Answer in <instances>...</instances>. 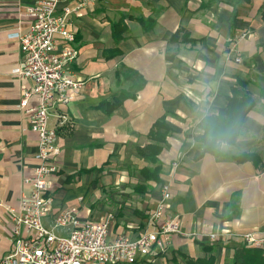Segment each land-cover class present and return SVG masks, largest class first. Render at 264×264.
<instances>
[{
	"label": "crops",
	"instance_id": "obj_1",
	"mask_svg": "<svg viewBox=\"0 0 264 264\" xmlns=\"http://www.w3.org/2000/svg\"><path fill=\"white\" fill-rule=\"evenodd\" d=\"M36 1L0 0V258L15 246L10 209L18 210L30 194L25 179L37 166L38 137L20 107L23 88L32 82L13 72L23 54L19 40L9 37L30 29L28 11ZM81 1L61 0L60 9ZM87 1L72 17L79 55L67 66L83 84L49 119L58 128L61 154L57 173L49 177L53 206L45 225L52 228L68 208L90 220L110 210V239H136L152 228L160 184L168 182L169 213L181 216L184 233L173 234L165 251L155 247L135 264L232 263L246 244L240 234L264 233V0ZM120 20L124 30L118 28L122 38L116 40L113 24ZM140 77L144 85L135 89ZM242 81L256 104L239 135L221 155L207 152L196 159L203 147L195 138L197 109L217 115ZM58 112L68 113L69 126L59 127ZM163 116L171 132L157 143L158 161L151 162L140 150L154 143L149 134ZM241 152L254 158L232 157ZM157 165L163 182L146 180L142 168ZM69 230L56 228L58 234ZM195 230L204 238L185 234ZM221 230L230 233L208 238Z\"/></svg>",
	"mask_w": 264,
	"mask_h": 264
},
{
	"label": "built area",
	"instance_id": "obj_2",
	"mask_svg": "<svg viewBox=\"0 0 264 264\" xmlns=\"http://www.w3.org/2000/svg\"><path fill=\"white\" fill-rule=\"evenodd\" d=\"M87 2L83 0L60 9L61 0H37L28 11L32 19L30 29L9 34L19 40L23 54L13 72L32 82L23 88L20 107L29 116L31 130L38 137V151L33 176L25 179L31 192L22 198L18 210L10 209L15 246L0 258V264H135L149 257L155 247L165 251L173 234L184 233L181 216L169 213L172 189L168 182L160 184L159 199L149 219L152 228L136 239L125 235L110 239L112 214L101 220L82 219L77 210L68 208L56 215L52 228L43 221L52 210L49 177L57 173L61 154L58 128H52L49 119L52 110L57 105L67 106L83 84L67 66L79 55L72 17L78 15ZM246 35L244 32L240 38ZM235 60L239 62L241 57ZM32 98L36 103H31ZM56 117L59 127L71 124L67 112H58ZM182 158L180 155L173 162L175 168ZM58 227L70 229L69 233L58 234ZM229 233L212 232L208 238L217 241ZM185 234L197 239L205 236L196 230ZM239 237L246 244L264 250L261 231L250 230Z\"/></svg>",
	"mask_w": 264,
	"mask_h": 264
},
{
	"label": "trees",
	"instance_id": "obj_3",
	"mask_svg": "<svg viewBox=\"0 0 264 264\" xmlns=\"http://www.w3.org/2000/svg\"><path fill=\"white\" fill-rule=\"evenodd\" d=\"M118 28L124 30V24L120 20L117 23L113 24V32L115 33V39L119 40L122 38L121 33L118 35ZM123 33V32H122ZM133 76H137L136 73ZM131 78V75L127 76ZM144 78L140 77V83H137L134 87L135 89L142 88L144 85ZM240 88L232 89V95L228 97L227 104L225 107L220 108L217 115H212L211 120L217 126L225 125H235L238 129L237 135L234 136L230 141L236 139L241 130L243 121L248 114V112L254 108L256 100L253 97L252 93L247 89L249 83L242 81L239 83ZM199 128L202 127V124H198ZM171 132L169 124L166 122L165 117L158 119L149 134V138L154 141L152 144H148L144 149L140 150L141 154L151 162H157V153L160 152L162 146L157 143L166 142L167 137ZM196 140L203 144L202 149L195 154V158H201L205 153L210 152L217 156L221 155V150L216 149L211 146H207L205 137L196 135ZM233 158L239 161H246L250 158H254V153L250 152H241L238 155H233ZM143 176L146 180L154 179L158 182H163L161 178L162 166L157 165L154 168L145 166L141 170ZM213 250L214 247H208ZM240 254L235 256V259L232 263L229 264H264V250L259 247H252L248 244H245L240 249Z\"/></svg>",
	"mask_w": 264,
	"mask_h": 264
},
{
	"label": "clouds",
	"instance_id": "obj_4",
	"mask_svg": "<svg viewBox=\"0 0 264 264\" xmlns=\"http://www.w3.org/2000/svg\"><path fill=\"white\" fill-rule=\"evenodd\" d=\"M212 115L206 107L197 109V124L203 125L197 129V135L205 137L207 146L220 150L226 149L229 147L230 140L237 135L238 129L234 124L217 126L211 120Z\"/></svg>",
	"mask_w": 264,
	"mask_h": 264
},
{
	"label": "rangeland",
	"instance_id": "obj_5",
	"mask_svg": "<svg viewBox=\"0 0 264 264\" xmlns=\"http://www.w3.org/2000/svg\"><path fill=\"white\" fill-rule=\"evenodd\" d=\"M130 170V169H129ZM130 174L132 175V172H130ZM134 175H133V180H134V183H135V181H138L139 180V174L136 172V171H134V173H133ZM129 180H132V178H130ZM133 187H131L130 189H132ZM130 195H129V198H132V194H134V192L132 191H130V193H129ZM103 199H105V197L103 198ZM109 201V199H105V201H104V203L106 204L107 202ZM80 202V201H79ZM81 203V202H80ZM108 211V212H107ZM110 210H106V212H104L103 214H101V218H106L107 216H109L110 214H113L111 211L109 212ZM80 214H81V212H80ZM115 216V215H114Z\"/></svg>",
	"mask_w": 264,
	"mask_h": 264
}]
</instances>
